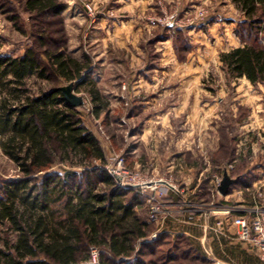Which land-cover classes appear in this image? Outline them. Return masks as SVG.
<instances>
[{
    "label": "rangeland",
    "instance_id": "374dc122",
    "mask_svg": "<svg viewBox=\"0 0 264 264\" xmlns=\"http://www.w3.org/2000/svg\"><path fill=\"white\" fill-rule=\"evenodd\" d=\"M25 2L0 0V58L21 56L33 49L45 62L44 52L58 49L89 62L83 74L85 84L74 90L83 99V105L76 109L83 125L99 142L106 159L102 168L117 188L128 190L119 184L133 172L155 175L181 186L188 172L179 168L178 155L184 148L175 144L189 130L202 134L195 138L193 148L204 147V156L183 158L186 165L189 161L196 163L199 169L194 168V174L204 169L205 158L211 165L207 173L212 175L218 167L232 162L228 160L229 149L216 161L213 155L221 151V143L224 148L231 147L229 140L235 138L232 160L237 163L233 174L236 177L249 174L255 176L252 182L261 179L264 183V86L228 76L219 60L221 53L250 44L254 34L262 38L264 32L251 30L234 3L230 0H58L64 9L52 16L28 12ZM9 80L10 77L0 78V100L11 99L13 91L21 88ZM69 83L58 81L59 87ZM48 86L30 77L25 89L36 94ZM93 87L108 103L99 118L92 113L88 94ZM181 97L188 98L190 103L179 104ZM163 113L168 114L161 121H151L148 127L154 131L144 136L146 121ZM67 170L80 173L82 169L58 162L51 167L52 172L61 175ZM19 176L15 163L0 149V194L7 181ZM137 195L146 207L145 197ZM248 201H252L251 196ZM240 202L233 197L227 199V205L231 206ZM247 203L244 205L249 207L251 204ZM136 212L148 223V208H138ZM148 225L150 236L155 227ZM7 238L13 241L14 234L0 229L1 249ZM183 239L185 243H179L181 248H193L198 258L189 255L175 264H213L197 240ZM213 240L212 251H218L216 258L221 261L260 264L248 247L245 251L230 240ZM91 248L98 250L100 256L102 249ZM152 257L149 255L146 260Z\"/></svg>",
    "mask_w": 264,
    "mask_h": 264
},
{
    "label": "trees",
    "instance_id": "16d2710c",
    "mask_svg": "<svg viewBox=\"0 0 264 264\" xmlns=\"http://www.w3.org/2000/svg\"><path fill=\"white\" fill-rule=\"evenodd\" d=\"M230 1L251 30L264 32V0ZM25 4L28 12L52 16L64 9L58 0ZM254 35L250 44L221 53L219 60L228 76L264 86V35ZM43 55L45 62L33 49L0 58V78L10 77V83L21 87L11 99L0 100V149L20 173L0 194V229L14 234L13 241L7 238L0 248V264H84L90 259V247L102 249L99 264H175L189 255L198 258L193 248H181L179 243H185L181 237L177 243L166 235L143 241L150 234L149 225L136 210H147L144 200L132 189L117 188L103 170L106 159L99 142L58 85L60 79L75 81L77 90L86 82L83 74L89 62L58 49ZM30 77L46 82L48 88L30 93L25 89ZM88 94L92 113L99 118L108 103L94 87ZM235 143V138H230L229 148L221 143L213 159L229 149L232 161ZM55 162L82 170L61 175L51 171ZM237 176L239 181L231 188L249 187L255 179L249 174ZM149 255L154 258L146 260Z\"/></svg>",
    "mask_w": 264,
    "mask_h": 264
},
{
    "label": "built area",
    "instance_id": "2783aa9c",
    "mask_svg": "<svg viewBox=\"0 0 264 264\" xmlns=\"http://www.w3.org/2000/svg\"><path fill=\"white\" fill-rule=\"evenodd\" d=\"M204 156V155H203ZM237 160L218 167L216 174L209 179L208 200L199 198L200 187L188 188L186 182L176 186L170 180L157 178L155 175H142L133 172L119 184L121 188H129L145 197L148 208V224L155 227L147 241H154L159 235L170 238L189 237L199 243V247L213 261V264H228L217 257L212 251V240H230L233 245H241L246 251L251 249L260 264H264V203L263 191L260 187L253 188L252 203L246 206L244 202L238 205H227L226 196L220 195L218 187L224 174L231 178ZM206 168L199 177L206 178L210 169L209 160L205 158ZM179 168L183 169L182 164ZM178 165V166H179ZM234 193L236 191H233ZM240 192V191H239ZM242 192L239 194L241 195ZM238 195V196H239ZM176 214V218H174ZM177 221V224L174 223ZM214 241V240H213ZM215 242V241H214ZM87 264H99V251L90 249V259Z\"/></svg>",
    "mask_w": 264,
    "mask_h": 264
},
{
    "label": "crops",
    "instance_id": "0c3cea01",
    "mask_svg": "<svg viewBox=\"0 0 264 264\" xmlns=\"http://www.w3.org/2000/svg\"><path fill=\"white\" fill-rule=\"evenodd\" d=\"M142 1V0H141ZM242 46H236L234 49L236 48H241ZM157 98H153L152 100H155ZM198 100V98H197ZM196 102V98L193 97L192 99V103L195 104ZM179 104H189L190 103V100L188 98H185V97H181L179 98ZM168 113H163L162 115H156L155 117L151 118V119H148V121H146V123L144 124L145 127H144V130L142 131L143 132V135L146 136L148 134H151L152 131L154 130H150L148 127L150 125V122L152 121V123H156L158 121V119L161 121L163 119L164 116H166ZM199 135H202L200 133H197V131L195 130H189V131H186L183 133V137L181 140L177 141V143L175 144V146H177L178 148H184V150H182L180 152V154L178 155V159H179V162L178 164H182L183 166V170L185 172H188L190 173L191 175H187L186 174V178H183L184 182H186V184L188 185L189 183H191V188H196V187H200V190H201V193L199 195V198H206L208 199V188H209V179L211 177L212 174L210 173H207L205 176L206 178H204L203 180L199 177L200 175V172L201 171H198L196 174H194V168L196 169H199L196 165V163H193V162H190L189 160V163L186 165L185 161L183 160V158L185 157V155H187L188 158L192 159H197L198 156H203L202 153H203V150H204V147H201L202 145H200L199 148L195 149L193 148L194 146V142H195V138H197ZM193 138V139H192ZM159 143L161 142V139L158 140ZM201 141V140H200ZM200 141H198L200 143ZM209 152V158L210 156H212V150L209 149L208 150ZM200 157V158H201ZM211 161V160H210ZM212 163V162H211ZM137 165V164H136ZM211 166V165H210ZM206 168V164H205V167L204 169ZM212 168V167H211ZM234 177H236L234 174H233ZM264 181V180H263ZM258 183L261 184V189L263 191V195H264V183L262 182V180H255L253 181L249 187H234V188H231L229 190V197H233V198H237V201H242L244 203H247L246 200L249 199V197L251 196L252 198V195L249 194L251 191H253V188L256 187L258 185ZM263 183V184H262ZM237 188V189H235ZM233 191H236L235 193ZM240 191V192H239ZM242 192L241 195H239L240 193ZM239 195V196H238ZM228 199V198H227ZM204 200V199H203ZM262 202L264 203V196L262 198ZM252 201H248L247 204H251ZM182 238H186V237H182ZM244 249V248H243ZM247 251V250H246ZM248 253V252H247ZM245 252H242V254H245L246 256H248L249 254H247Z\"/></svg>",
    "mask_w": 264,
    "mask_h": 264
},
{
    "label": "water",
    "instance_id": "95a60500",
    "mask_svg": "<svg viewBox=\"0 0 264 264\" xmlns=\"http://www.w3.org/2000/svg\"><path fill=\"white\" fill-rule=\"evenodd\" d=\"M75 82H71L66 86L60 87V91L62 93L63 98L67 103L70 104L73 108H78L83 105L82 97L78 96L74 92ZM239 181L238 177L231 178L227 174H224L220 185L218 187V192L222 196H226L229 193V190L232 186H235Z\"/></svg>",
    "mask_w": 264,
    "mask_h": 264
}]
</instances>
